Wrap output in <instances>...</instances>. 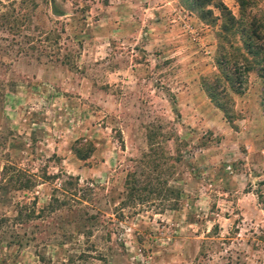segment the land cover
I'll return each mask as SVG.
<instances>
[{
	"label": "rangeland",
	"instance_id": "rangeland-1",
	"mask_svg": "<svg viewBox=\"0 0 264 264\" xmlns=\"http://www.w3.org/2000/svg\"><path fill=\"white\" fill-rule=\"evenodd\" d=\"M5 10L19 26H0V264H264L259 82L250 72L230 95L231 125L201 86L218 73L219 22L179 0H0ZM83 138L94 150L80 161L70 146ZM3 168L34 183H4ZM128 172L134 205L122 202ZM66 176L83 201L57 191Z\"/></svg>",
	"mask_w": 264,
	"mask_h": 264
},
{
	"label": "trees",
	"instance_id": "trees-1",
	"mask_svg": "<svg viewBox=\"0 0 264 264\" xmlns=\"http://www.w3.org/2000/svg\"><path fill=\"white\" fill-rule=\"evenodd\" d=\"M182 7L196 12L197 18L208 25L218 24V58L216 59V68L218 73L201 80V86L208 100L215 109L221 112L224 120L232 124L234 119L231 110L230 95H241L243 86L246 83L247 75L252 72L259 82L258 107L261 115L264 117V15L257 8L255 0H233L237 7L236 15L223 4V0H179ZM213 11L217 15L213 14ZM9 12V11H8ZM7 10L0 13V26L5 27L7 32L12 28L17 29L18 21ZM30 41V39H28ZM232 52L228 53L226 47ZM35 49L32 45L28 50ZM171 103L174 104L173 98ZM93 144L86 139H79L70 146V152L80 161L89 158L93 152ZM4 183L17 185L19 188L27 189L32 182L31 177H25L21 171H14L11 175L7 174L6 168H3ZM34 177V176H33ZM44 182H50L58 179L57 175H46L42 173L38 177ZM140 181L136 179L133 172L126 173L124 189L125 199L122 201L135 204L141 202ZM57 191L67 200H84L85 194L78 189L76 177L66 176L59 184ZM79 191H81L78 195ZM173 193L172 190L167 191ZM75 195H78L77 198ZM260 203H264V196L258 195ZM52 198V199H51ZM46 207L52 206L55 201L52 196ZM62 198V199H63ZM140 198V199H139Z\"/></svg>",
	"mask_w": 264,
	"mask_h": 264
},
{
	"label": "crops",
	"instance_id": "crops-1",
	"mask_svg": "<svg viewBox=\"0 0 264 264\" xmlns=\"http://www.w3.org/2000/svg\"><path fill=\"white\" fill-rule=\"evenodd\" d=\"M258 165V166H257ZM260 166H262V164H260V162H258L257 164H256V167H258V168H263V167H260Z\"/></svg>",
	"mask_w": 264,
	"mask_h": 264
}]
</instances>
